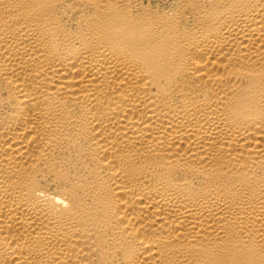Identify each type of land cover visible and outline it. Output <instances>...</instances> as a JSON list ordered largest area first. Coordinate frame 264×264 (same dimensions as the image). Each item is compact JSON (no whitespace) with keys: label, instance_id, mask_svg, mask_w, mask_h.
Returning a JSON list of instances; mask_svg holds the SVG:
<instances>
[{"label":"bare ground","instance_id":"obj_1","mask_svg":"<svg viewBox=\"0 0 264 264\" xmlns=\"http://www.w3.org/2000/svg\"><path fill=\"white\" fill-rule=\"evenodd\" d=\"M0 264H264V0H0Z\"/></svg>","mask_w":264,"mask_h":264}]
</instances>
